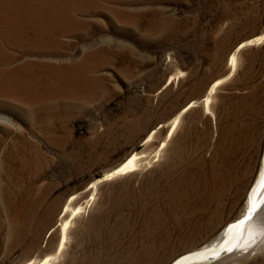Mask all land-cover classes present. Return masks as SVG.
I'll list each match as a JSON object with an SVG mask.
<instances>
[{"label": "rangeland", "instance_id": "1", "mask_svg": "<svg viewBox=\"0 0 264 264\" xmlns=\"http://www.w3.org/2000/svg\"><path fill=\"white\" fill-rule=\"evenodd\" d=\"M5 19L0 264L54 253L63 206L69 216L93 194L61 264H172L244 216L262 165L264 41L238 53L231 76L228 57L264 32V0H11ZM15 79L41 86L15 96ZM219 79L215 120L200 103L162 146ZM159 148L150 166L90 189ZM247 256L221 264H264Z\"/></svg>", "mask_w": 264, "mask_h": 264}, {"label": "bare ground", "instance_id": "2", "mask_svg": "<svg viewBox=\"0 0 264 264\" xmlns=\"http://www.w3.org/2000/svg\"><path fill=\"white\" fill-rule=\"evenodd\" d=\"M0 2L2 7H4L7 6L11 0H0ZM9 25L10 21L6 19L1 21L0 30H7ZM263 41L264 32L260 36L238 45V47L228 57V66L230 67V72L228 75L231 76L237 69L238 53L243 48L259 45ZM223 82V79H219L211 83L203 99L190 102L188 106L182 109L180 113H178L173 118L167 131L166 140L161 144L162 146H164L167 141L175 135L181 117L193 107L198 106L200 103L203 105L204 115H210L212 120H215V115L211 109L212 98ZM39 86L41 85L38 82H33L30 80L21 81L19 79H15L7 83L6 89L15 96H25L38 91L37 88ZM161 152L162 148H159L157 154L148 160L144 158L143 153L132 154L116 168L106 173L102 178L94 181L90 189L97 191V187L105 181L135 173L136 171L140 170V167L143 165L145 167L150 166L157 157H160ZM260 159V163L262 165L259 169V173H257L258 175H256V181L253 182L251 187L247 189L248 193L246 192L247 211H245L244 216L238 221H231L227 223L222 228V230L210 241L184 252L173 262L174 264H221L224 261L233 260L232 262H235V260H238L239 257L244 255H248L247 257H250L253 253H264V134L262 138V155ZM93 197L88 198L86 202L82 204V206L79 205L72 208L71 214L69 216L68 210L70 209V204H65L63 206V210L64 207H66L65 213L62 219H60L57 223L59 238L55 247V252L48 254L41 259L32 257L22 264H61L63 252L68 241V234L72 228L74 217L84 208L88 207ZM72 198H74V196ZM74 199H76V197ZM51 230L53 232L56 230V228L50 229V231ZM256 250H260V252H256Z\"/></svg>", "mask_w": 264, "mask_h": 264}]
</instances>
